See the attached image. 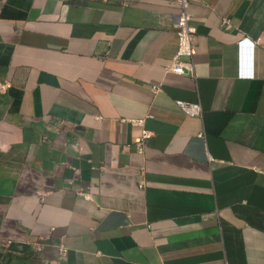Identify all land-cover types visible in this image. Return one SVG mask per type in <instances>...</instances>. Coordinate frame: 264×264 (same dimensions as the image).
<instances>
[{"label":"crops","instance_id":"obj_1","mask_svg":"<svg viewBox=\"0 0 264 264\" xmlns=\"http://www.w3.org/2000/svg\"><path fill=\"white\" fill-rule=\"evenodd\" d=\"M188 10L0 0V264H264V0Z\"/></svg>","mask_w":264,"mask_h":264},{"label":"built area","instance_id":"obj_2","mask_svg":"<svg viewBox=\"0 0 264 264\" xmlns=\"http://www.w3.org/2000/svg\"><path fill=\"white\" fill-rule=\"evenodd\" d=\"M104 1H115L121 5H126L128 0H104ZM178 7V12L174 21V34L176 37V50L175 53L170 58L169 62L165 65V71H171L177 74L192 73V66L190 64V58L194 54V27L190 26L188 20L190 18L189 14V3L191 0H174ZM220 25L224 29H229L231 27L230 21L226 17H222L220 20ZM7 82H0V92L4 91L7 87ZM157 90L158 87H154ZM176 106L183 111L188 116H198L201 114V109L198 103H186L181 100H175ZM129 122L132 125H142L143 119L136 118L130 119ZM148 136V132L143 130L141 132L136 148L140 151L143 147V140ZM45 138V137H43ZM142 181H139V186ZM34 246L37 250L41 248V243L36 241ZM57 261L59 264L66 256V247L62 244L57 245Z\"/></svg>","mask_w":264,"mask_h":264}]
</instances>
